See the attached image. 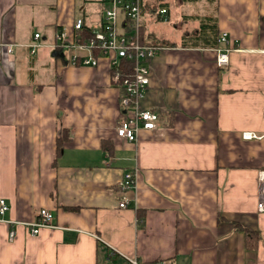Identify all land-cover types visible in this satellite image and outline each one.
<instances>
[{
    "label": "crops",
    "instance_id": "1",
    "mask_svg": "<svg viewBox=\"0 0 264 264\" xmlns=\"http://www.w3.org/2000/svg\"><path fill=\"white\" fill-rule=\"evenodd\" d=\"M142 2L147 39H159L155 9H167L164 22L178 33L165 26L175 46L149 59L141 104L160 118L135 142L117 135L119 91L107 62L72 65L85 51L54 48L60 29L74 39L78 17L99 23L106 0H0V199L10 207L0 214V264H264V0ZM213 13L233 45L222 67L226 42L183 46L186 30ZM130 171L135 185L122 186ZM41 207L56 227L32 235L23 222ZM237 222L260 230L257 249Z\"/></svg>",
    "mask_w": 264,
    "mask_h": 264
},
{
    "label": "built area",
    "instance_id": "2",
    "mask_svg": "<svg viewBox=\"0 0 264 264\" xmlns=\"http://www.w3.org/2000/svg\"><path fill=\"white\" fill-rule=\"evenodd\" d=\"M167 10L155 9L154 13L167 20L163 15ZM84 19L78 17L74 23V39L70 40L65 29L55 34L54 48L62 53L65 49H79L85 51L84 55L72 54L68 62L72 65H98L101 59L109 67L111 84L119 91V116L116 132L119 137L128 141H137L142 129L154 130L160 114L153 108L143 107L141 101L150 96L151 71L149 59L161 48L160 46L144 42L142 39V0H106L103 16L99 23L91 25L92 35L85 37L82 33ZM39 32L34 34L35 42L31 43L33 52L41 43ZM220 41L230 44L228 32H222ZM233 45L218 49L217 64L226 66L229 62V51ZM7 50H11L10 48ZM264 53V47L262 48ZM243 138H257L253 132H243ZM136 172L125 173L122 186L135 185ZM258 202L257 208L264 212V169L258 173ZM126 202H122L124 206ZM4 198L0 199V214L9 210ZM53 212L47 207L38 210L37 219L33 222H23L30 229L32 235L38 234L43 228H55L52 223ZM11 223H16L10 220ZM17 236L16 229L10 228L8 240L13 241ZM134 264H138L132 259Z\"/></svg>",
    "mask_w": 264,
    "mask_h": 264
},
{
    "label": "trees",
    "instance_id": "3",
    "mask_svg": "<svg viewBox=\"0 0 264 264\" xmlns=\"http://www.w3.org/2000/svg\"><path fill=\"white\" fill-rule=\"evenodd\" d=\"M213 1V0H212ZM143 3V2H142ZM160 4V5H159ZM159 4H156L154 6H164L167 3L161 2ZM144 6L145 4H142V12L144 11ZM166 9V8H164ZM167 10V9H166ZM82 33L85 37H90L92 35V29L91 25L87 24L85 22ZM194 35H196L197 39L196 41L192 43H188V39L190 38V31L185 32L184 36V42L183 46L186 47H217L219 45V40H220V32L219 28L217 26V21L215 19L214 13L211 14V19L209 20H204L202 22V27L199 29H196L195 31H192ZM187 35V36H186ZM142 39L144 42H149L151 44L160 46V47H165V46H175V42L168 41L167 39H147L145 37V26L142 24ZM66 140V135L63 134L61 138L58 139V151L57 153H60V151L63 149V142ZM103 146L108 149L109 152H113L114 149V144L105 140L103 141ZM53 165H56V162L53 163ZM139 221H142L144 219V216L141 212H139ZM236 228L238 230H241L244 232V240H245V246L248 249L254 250L258 248L259 240L261 238V232L258 229H253L250 227H247L239 222L235 223Z\"/></svg>",
    "mask_w": 264,
    "mask_h": 264
},
{
    "label": "rangeland",
    "instance_id": "4",
    "mask_svg": "<svg viewBox=\"0 0 264 264\" xmlns=\"http://www.w3.org/2000/svg\"><path fill=\"white\" fill-rule=\"evenodd\" d=\"M98 8V7H97ZM165 20V19H164ZM164 20H162V21H157V23L156 22H154V23H152L153 25V28L155 29V32L158 34L157 36L159 37V39H163L164 37H165V35H164V29H165V26L168 28V29H170L171 30V32L173 33V34H177L178 33V31L177 30H175V29H173V26H172V24H171V22H164ZM185 24V23H184ZM185 27H187V28H190V27H192L191 26V24H188L187 26H185ZM190 32H191V34H190V38L187 40L188 41V43H192V42H194V41H196V40H198L197 39V37H196V35H194L193 33H192V31H194L193 29L191 30V29H188ZM259 171L260 170H258V172H257V184H258V188H259V182H258V173H259ZM258 188H257V193H258ZM258 199H259V197H258ZM259 211V210H258ZM260 212V211H259ZM261 213H264V212H261Z\"/></svg>",
    "mask_w": 264,
    "mask_h": 264
}]
</instances>
